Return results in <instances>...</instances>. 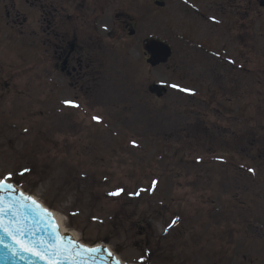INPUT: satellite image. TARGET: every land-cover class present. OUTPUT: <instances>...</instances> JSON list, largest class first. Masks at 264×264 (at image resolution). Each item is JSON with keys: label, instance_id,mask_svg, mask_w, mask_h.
<instances>
[{"label": "rangeland", "instance_id": "rangeland-1", "mask_svg": "<svg viewBox=\"0 0 264 264\" xmlns=\"http://www.w3.org/2000/svg\"><path fill=\"white\" fill-rule=\"evenodd\" d=\"M53 1L0 0V179L11 173V182L27 180L29 185L19 186L56 212L79 241L90 246L107 242L127 263L264 264V159L258 158L264 149V7L254 25L252 70L218 77L224 72L208 69L201 54L186 55L181 49L172 63L153 73L168 88L156 106L143 76L131 78V64L144 63H136L134 54L144 37L165 31L158 36L174 45L179 35L194 41L221 38L227 29L235 32L230 15L222 22L183 21L169 5L159 11L165 16L161 20L152 14L148 0L143 5L126 0L133 1L127 10L138 21L136 34L120 41L118 49L108 41L98 49L104 64L101 81L97 87L90 84L87 98L63 74L55 78L58 83H45L39 72L34 83L17 82L38 55L53 53L43 25L49 17L55 21L68 13L67 4ZM116 8L109 5L105 15L93 19L90 29H98L103 40ZM88 11L85 7L83 12ZM16 17L22 31L18 37V28L11 25ZM225 39L233 41L229 33ZM237 43L229 44V54L237 53ZM224 67L231 73L230 65ZM222 81L226 95L220 107L232 112L227 128L221 115L220 124L208 122L213 134L202 142L190 166L183 160L192 149L185 138L195 135L189 125L201 115L191 116L186 105L194 104L192 97L170 85L181 83L204 93L211 85L220 91ZM71 100L80 108L64 103ZM229 100L234 102L231 109ZM80 104L91 111L83 107L84 112ZM205 151L216 158L211 153L204 160ZM41 153L47 155L38 159ZM51 157L55 163H49ZM180 172L185 175L178 180ZM118 189L124 191L111 195ZM141 213L150 237H160L156 245L146 247L138 239L142 231L136 217Z\"/></svg>", "mask_w": 264, "mask_h": 264}, {"label": "water", "instance_id": "water-1", "mask_svg": "<svg viewBox=\"0 0 264 264\" xmlns=\"http://www.w3.org/2000/svg\"><path fill=\"white\" fill-rule=\"evenodd\" d=\"M164 53L167 55L166 49ZM12 186V191L3 194L2 206L12 209L13 215L0 216V223L5 226L0 229V264H122L104 245L94 247L100 249L98 253L84 252L79 247L82 244L67 230L63 232L66 234L60 233L49 210Z\"/></svg>", "mask_w": 264, "mask_h": 264}, {"label": "flooded vegetation", "instance_id": "flooded-vegetation-1", "mask_svg": "<svg viewBox=\"0 0 264 264\" xmlns=\"http://www.w3.org/2000/svg\"><path fill=\"white\" fill-rule=\"evenodd\" d=\"M154 2H156L157 0H153ZM183 1V0H180ZM187 4L191 7V9L187 10L188 12H192L189 13L188 15L193 16V14H195L196 12L200 11L201 13H199L198 15L200 17H204V15H206L205 11H202V9L200 8L201 5H204L203 7H205V10H208V8H206V4H209L211 6H216L217 9L216 11H221V12H225L226 11V7L228 4H231L232 7H234V9H236L235 13H234V17L236 19H243L244 17V9L240 10L238 7H242L245 0H186ZM250 4H252L253 6L256 5V2H258L259 0H247ZM198 5V6H196ZM223 15H226V13H224ZM216 17L219 16L218 13L215 14ZM65 42L64 45H60L58 46V51L56 53H59L58 58L60 60H62V58L64 59L69 52L71 51V44L72 42L69 40H63ZM84 61L83 58V48H81L80 46H77L74 51L70 54L69 57V62H68V70L66 71L67 74L70 77L76 78L78 79H83L84 78V69L82 68V63Z\"/></svg>", "mask_w": 264, "mask_h": 264}, {"label": "snow or ice", "instance_id": "snow-or-ice-1", "mask_svg": "<svg viewBox=\"0 0 264 264\" xmlns=\"http://www.w3.org/2000/svg\"><path fill=\"white\" fill-rule=\"evenodd\" d=\"M230 62L231 63H235L234 61H230ZM170 86L172 88H174V89L179 90V91H183V92H188L190 94H194V93H192V90L191 89H189V88H181L178 84H172ZM64 103L67 104V105H69V106H72V107H79V105L74 104L72 101H64ZM92 119L94 121H96V122H100V120H101V118L98 117V116H94V117H92ZM132 143L135 146V141H133ZM217 159H221V158L217 157ZM249 171H254V170L249 169ZM10 178H11V173H9L7 176H5L2 179H0V216H3V215H10V216H12L13 215L12 209H7L6 210L2 206L3 205V194L4 193H7V192H10V191L13 190V186L10 183H8V181L10 180ZM152 183H153V186H155L157 182L156 181H153ZM123 191H124V189H118L116 192L111 193V195H120ZM140 191H144V189H141ZM136 194H138V193H136ZM21 196H22V194H21ZM28 199H31V198L29 197ZM33 203H35V201H33ZM13 208H16V205L15 204H13ZM18 210L19 209H17V211ZM45 214L47 215V211L46 210H45ZM13 218H15V217L13 216ZM172 223L175 224L176 221L173 220ZM4 228H5V226L2 223H0V229H4ZM13 234H15V233H13ZM69 243L71 244L72 241H69ZM73 247H76V245H73ZM79 247L81 249H83L84 252H87V253H98L100 251V249H98V248H93V249L84 248L83 245H79ZM55 254H56L55 252L52 253V255H55ZM109 255H111V253H109ZM57 264H59V262H57ZM117 264H119V261H117Z\"/></svg>", "mask_w": 264, "mask_h": 264}, {"label": "bare ground", "instance_id": "bare-ground-1", "mask_svg": "<svg viewBox=\"0 0 264 264\" xmlns=\"http://www.w3.org/2000/svg\"><path fill=\"white\" fill-rule=\"evenodd\" d=\"M53 214H54V217H55V219H56V221H57L62 233L64 232V230H67L69 234H71L76 239H78L76 234L70 228H68L66 226V224L63 222L62 218L56 212H53Z\"/></svg>", "mask_w": 264, "mask_h": 264}]
</instances>
